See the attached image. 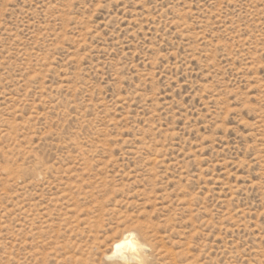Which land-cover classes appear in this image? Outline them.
<instances>
[{"label":"rangeland","instance_id":"rangeland-1","mask_svg":"<svg viewBox=\"0 0 264 264\" xmlns=\"http://www.w3.org/2000/svg\"><path fill=\"white\" fill-rule=\"evenodd\" d=\"M0 264H264V0H0Z\"/></svg>","mask_w":264,"mask_h":264},{"label":"bare ground","instance_id":"bare-ground-1","mask_svg":"<svg viewBox=\"0 0 264 264\" xmlns=\"http://www.w3.org/2000/svg\"><path fill=\"white\" fill-rule=\"evenodd\" d=\"M134 237L132 234H128L116 247L117 251H127L134 247Z\"/></svg>","mask_w":264,"mask_h":264}]
</instances>
